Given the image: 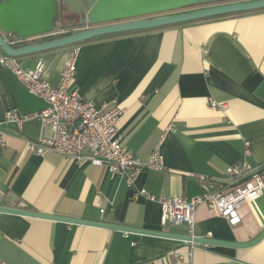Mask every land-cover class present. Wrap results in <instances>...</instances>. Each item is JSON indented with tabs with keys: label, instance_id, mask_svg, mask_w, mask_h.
I'll return each mask as SVG.
<instances>
[{
	"label": "crops",
	"instance_id": "0c3cea01",
	"mask_svg": "<svg viewBox=\"0 0 264 264\" xmlns=\"http://www.w3.org/2000/svg\"><path fill=\"white\" fill-rule=\"evenodd\" d=\"M73 48L78 93L98 108L119 105L123 145L142 160L156 149L163 169L143 168L128 183L104 166L28 151L25 140L40 134L37 121L20 131L2 125L1 207L187 235L184 224H162L157 198L216 191L230 165L264 168V9L95 37L18 61L27 69L42 61L41 76L54 86ZM45 105L0 65L1 121L8 110ZM238 210L240 223L232 227L199 206L194 236L254 239L264 229V191ZM0 264H264V237L236 248L0 211Z\"/></svg>",
	"mask_w": 264,
	"mask_h": 264
},
{
	"label": "built area",
	"instance_id": "2783aa9c",
	"mask_svg": "<svg viewBox=\"0 0 264 264\" xmlns=\"http://www.w3.org/2000/svg\"><path fill=\"white\" fill-rule=\"evenodd\" d=\"M197 8L200 6L135 19L148 20ZM59 32L62 31L57 33ZM46 36L49 35L25 39L8 34L5 40L10 46L18 47L27 42L31 43L35 38ZM75 56L76 48H73L60 71L59 82L53 86L41 76L44 70L42 61H37L32 69L23 68L17 57L8 56L0 49V65L11 71L27 92L42 98L46 103L42 109L31 113L6 111L2 121L0 120V147L6 145L2 125H13L20 131L25 122L34 120L39 124L40 134L35 140H25V145L31 153L44 155L47 152H55L67 161L104 166L112 174L123 175L128 183H132L143 168L162 170V157L156 149L147 159L142 160L123 145L116 128L121 114L119 105L112 103L110 106L103 105L98 108L78 93L74 87ZM209 105L224 107L223 103L214 100H211ZM45 129H49V136L44 135ZM197 177L201 181L207 180L204 175ZM263 191L264 168L247 171L245 164H241L226 167L225 179L216 191H204L192 197L164 195L156 200L160 205L162 224H184L187 235L194 236L195 212L199 206L205 205L234 227L240 223L238 209L244 203L254 202L262 196ZM139 194L154 200V197L143 189H140ZM188 254L178 253V257L183 259Z\"/></svg>",
	"mask_w": 264,
	"mask_h": 264
},
{
	"label": "water",
	"instance_id": "95a60500",
	"mask_svg": "<svg viewBox=\"0 0 264 264\" xmlns=\"http://www.w3.org/2000/svg\"><path fill=\"white\" fill-rule=\"evenodd\" d=\"M221 1H230L220 3ZM197 9L147 19L138 17L179 11L188 7ZM264 9V0H0V49L8 56L22 57L42 51L73 46L98 36L135 30L152 29L192 20ZM77 31L53 39L10 46L5 36L30 38L55 34L58 24ZM79 29V30H78ZM0 211L59 220L68 223L98 226L125 232H137L184 240L200 244L222 245L236 248L252 247L264 237V229L250 241L227 242L211 238L181 235L163 231L131 228L120 225L64 217L13 207H1Z\"/></svg>",
	"mask_w": 264,
	"mask_h": 264
},
{
	"label": "trees",
	"instance_id": "16d2710c",
	"mask_svg": "<svg viewBox=\"0 0 264 264\" xmlns=\"http://www.w3.org/2000/svg\"><path fill=\"white\" fill-rule=\"evenodd\" d=\"M241 13H244V12H238V13H230V14H223V15H217V16H212V17H207V18H202V19H199V20H206V19H210V18H217V17H225V16H231V15H235V14H241ZM176 24H173V25H169V26H174ZM59 28L61 29L60 31L62 32H59L57 34H53V35H49V36H46V37H43L41 40H39L40 42L41 41H45V40H49V39H53V38H56V37H61V36H64V35H67V34H70L72 33V28L69 27V26H62L61 22L58 24ZM168 27V26H167ZM66 31H69V32H66ZM118 34H121V33H114V34H108V35H102V36H98L97 38H101V37H110V36H114V35H118ZM38 41V42H39ZM26 44H29L28 42ZM80 44V43H78ZM76 44V45H78ZM24 208L26 210H31L32 207L30 206H25L24 205Z\"/></svg>",
	"mask_w": 264,
	"mask_h": 264
},
{
	"label": "rangeland",
	"instance_id": "374dc122",
	"mask_svg": "<svg viewBox=\"0 0 264 264\" xmlns=\"http://www.w3.org/2000/svg\"><path fill=\"white\" fill-rule=\"evenodd\" d=\"M200 7H202V6H200ZM77 28H79V27H77ZM76 28V29H77ZM76 29H72V32H75V31H77ZM79 30V29H78ZM66 32H69V31H66ZM43 37H38V38H35V39H33V40H31L30 42L32 43V42H38L39 40H41ZM73 46H75V45H73Z\"/></svg>",
	"mask_w": 264,
	"mask_h": 264
},
{
	"label": "flooded vegetation",
	"instance_id": "af4514ba",
	"mask_svg": "<svg viewBox=\"0 0 264 264\" xmlns=\"http://www.w3.org/2000/svg\"><path fill=\"white\" fill-rule=\"evenodd\" d=\"M224 2H228V1H221L220 3H224Z\"/></svg>",
	"mask_w": 264,
	"mask_h": 264
}]
</instances>
